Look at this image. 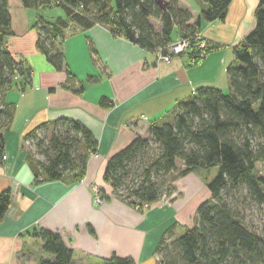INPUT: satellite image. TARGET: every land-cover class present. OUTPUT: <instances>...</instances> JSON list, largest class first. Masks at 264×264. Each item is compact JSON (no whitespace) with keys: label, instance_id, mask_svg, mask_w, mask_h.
<instances>
[{"label":"trees","instance_id":"trees-1","mask_svg":"<svg viewBox=\"0 0 264 264\" xmlns=\"http://www.w3.org/2000/svg\"><path fill=\"white\" fill-rule=\"evenodd\" d=\"M21 1L25 7L62 9V16L50 20L37 15L33 25L36 48L54 69L66 71L73 79L64 61L62 41L75 29L98 24L149 52L170 44L176 29L180 38L191 40L185 52L189 63L196 64L205 58L200 56L201 50L207 55L217 47L207 41L204 48L197 46L200 21L223 20L232 0H201L206 7L194 22H190L191 12L179 5L180 0H162L165 8L158 0ZM253 15L254 28L232 48L234 59L226 66L228 89L197 87L170 113L151 121L146 137L136 135L106 162L103 181L110 184L112 195L138 212L168 192L167 176L177 170L178 162L182 165L180 175L216 168L206 183L210 197L197 206L192 225L174 223L159 239L154 251L158 264H264V234L247 228L225 199L244 188L249 197L264 204V176L255 172L256 164L264 163V0L258 1ZM153 21L158 22V29ZM10 24L8 0H0V164L5 153L4 132L13 114L12 104L5 100L6 91L13 85L20 90L29 87L33 74L32 67L7 44L12 35ZM16 77L21 78L19 84L14 83ZM87 81L96 79L88 76ZM99 105L110 108L113 102L101 97ZM170 115L172 120H168ZM40 131L44 138H37ZM31 138H37L36 145L44 155V160H38L27 152L34 182L83 178L88 157L98 147L85 125L66 117L37 125L23 141ZM99 191L102 198H110L103 188ZM10 197L9 188L0 191V219L9 209ZM177 229L180 232L176 233ZM30 234L39 237L42 251L53 256L38 264H72L73 251L59 233L33 228ZM103 264L137 263L131 257L113 254Z\"/></svg>","mask_w":264,"mask_h":264},{"label":"crops","instance_id":"crops-1","mask_svg":"<svg viewBox=\"0 0 264 264\" xmlns=\"http://www.w3.org/2000/svg\"><path fill=\"white\" fill-rule=\"evenodd\" d=\"M258 1L232 0L223 20L200 21V36L217 47L196 64L189 63L187 52L168 63L159 60L156 51L113 36L98 24L75 29L62 41L70 79L48 61L29 62L27 55L40 53L35 22L26 10L33 7L8 0L12 35L7 44L32 67L33 74L29 87L20 90L13 85L5 94L13 114L4 132L6 159L0 164V191L9 188L11 197L0 219V264H38L53 257L42 251L40 238L30 234L33 228L59 233L73 251L72 264H103L113 254L131 257L137 264L155 258L158 264L154 251L159 239L186 214L179 210L178 201L138 212L112 195L110 184L103 181L106 162L136 135L146 137L151 121L170 113L197 87L228 89L221 72L226 75V66L234 59L233 46L254 28ZM179 5L191 12L190 22L206 7L201 0H180ZM88 76L96 81L88 82ZM20 82L16 77L14 83ZM101 97L113 106H100ZM62 117L78 120L92 132L98 142L97 156L88 157L83 178L34 182L23 137L37 125ZM94 187L103 188L110 198L94 202Z\"/></svg>","mask_w":264,"mask_h":264},{"label":"rangeland","instance_id":"rangeland-1","mask_svg":"<svg viewBox=\"0 0 264 264\" xmlns=\"http://www.w3.org/2000/svg\"><path fill=\"white\" fill-rule=\"evenodd\" d=\"M26 10L27 13L30 15V18L32 17L31 20L34 22H36V14L38 12L42 13V15H45L46 18L49 20L53 16L63 15V11L60 8L53 6L46 9L31 8ZM153 24L156 29L159 28L158 22L153 21ZM27 56L29 58V62L34 64H39L42 60L47 62L46 57L41 52L38 54ZM221 78L226 82L225 71L221 72ZM163 120L167 119L165 118ZM168 120H172L171 115L170 117H168ZM39 133L40 136H38L37 138H44L42 137L44 133L42 131H40ZM37 138H31L30 140L25 141L23 149L25 150L26 155L27 152H30L34 156V158L38 160H44V155L41 152V148L36 145ZM150 146L153 149L156 148V145L153 142H150ZM181 169L182 165L180 162H178L177 170L167 176V185H169L168 192H166V194L163 195L160 200L149 204L148 207L144 206V211H147L148 209L158 205L159 203H173L178 201L179 205L181 206V208L179 207V210L182 209L183 213H185L186 216L183 220L175 223L179 226H190L194 221L195 209L198 203L210 197V192L206 186V183L214 176V174L216 173V168H210L206 170L193 169L185 175H180ZM255 172L258 175L264 176V163L258 162L256 164ZM98 193L100 194L99 189ZM225 199L231 204L235 211L238 212L244 225L247 228L252 231H255L258 234H264L263 203H258L253 198L249 197L244 188H241L238 192L227 194L225 196ZM175 232H180V229H177ZM154 259L155 258H148V260H146V263L144 264H156ZM158 259L159 256H157L156 261H158Z\"/></svg>","mask_w":264,"mask_h":264},{"label":"built area","instance_id":"built-area-1","mask_svg":"<svg viewBox=\"0 0 264 264\" xmlns=\"http://www.w3.org/2000/svg\"><path fill=\"white\" fill-rule=\"evenodd\" d=\"M195 40L198 41L197 46L202 49L205 47L206 45V41L200 36V34H196L195 35ZM191 40L187 39V38H180L178 37L177 40L175 42H171L170 44L166 45L164 47V49H159L158 50V59L159 60H163L165 62H170L171 58L175 55H178L182 52H185L189 46H190ZM165 50L166 53L163 54L161 51ZM200 56L201 57H205L206 53L205 51L201 50L200 52ZM90 155L93 156H97V151L96 152H92ZM2 159L5 160L6 159V155L4 154L2 156ZM94 189V202L96 203H100L101 202V195L98 193V189L97 188H93ZM145 207H148L149 205L145 204ZM143 206V207H144Z\"/></svg>","mask_w":264,"mask_h":264},{"label":"water","instance_id":"water-1","mask_svg":"<svg viewBox=\"0 0 264 264\" xmlns=\"http://www.w3.org/2000/svg\"><path fill=\"white\" fill-rule=\"evenodd\" d=\"M158 1L161 4V7L165 8V3L162 2V0H158ZM177 38H178V34H177L176 29H174L172 34H171V42H175L177 40Z\"/></svg>","mask_w":264,"mask_h":264}]
</instances>
